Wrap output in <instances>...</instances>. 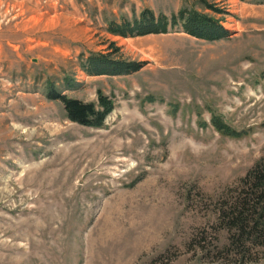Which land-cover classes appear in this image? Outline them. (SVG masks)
Wrapping results in <instances>:
<instances>
[{
  "label": "rangeland",
  "instance_id": "374dc122",
  "mask_svg": "<svg viewBox=\"0 0 264 264\" xmlns=\"http://www.w3.org/2000/svg\"><path fill=\"white\" fill-rule=\"evenodd\" d=\"M181 8L228 35L108 32ZM92 54L140 67L89 75L80 62ZM47 82L85 102L100 91L114 108L101 127L72 122ZM211 114L240 135L216 131ZM258 161L264 3L0 0V264H264V243L232 245L219 217Z\"/></svg>",
  "mask_w": 264,
  "mask_h": 264
},
{
  "label": "trees",
  "instance_id": "16d2710c",
  "mask_svg": "<svg viewBox=\"0 0 264 264\" xmlns=\"http://www.w3.org/2000/svg\"><path fill=\"white\" fill-rule=\"evenodd\" d=\"M255 1L264 3V0ZM207 6L213 11L221 12L210 4ZM169 27L179 28L190 36L207 41L219 40L228 35V31L213 16L187 8H181L169 17L164 14L155 16L146 9L138 18H133L131 21L124 20L118 24L111 22L108 32L122 37L139 36L166 33ZM116 51L117 48H114L113 52ZM80 67L89 75H118L137 71L140 66L136 62L112 59L108 54H92L85 62H80ZM64 81L68 88L75 85L73 78H65ZM45 91L48 99L62 104L68 120L84 126L101 127L107 114L114 108L113 99L100 91L97 92L95 102H85L61 93L52 82H47ZM210 122L222 135H240L219 115L211 114ZM241 182H243L241 193L231 203L219 208L220 219L226 222L227 228L234 231L231 243L236 247L240 246L242 239L250 236L264 243V162H256Z\"/></svg>",
  "mask_w": 264,
  "mask_h": 264
}]
</instances>
